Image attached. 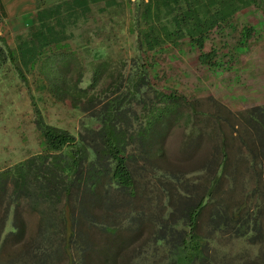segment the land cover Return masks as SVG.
I'll return each mask as SVG.
<instances>
[{"label": "rangeland", "instance_id": "rangeland-1", "mask_svg": "<svg viewBox=\"0 0 264 264\" xmlns=\"http://www.w3.org/2000/svg\"><path fill=\"white\" fill-rule=\"evenodd\" d=\"M147 1L117 0L103 18L81 20L75 25L69 47L60 46L48 53L39 52L38 63L29 70L16 66H10L11 69L5 66L8 69L4 70L7 71L0 70V170L43 152L42 137L34 123V106L47 123L68 130L77 140H80V134L88 136L86 127L98 128L99 122L90 116L98 107L92 109L88 98L95 94L102 99L104 94L99 93L102 85L91 89L88 86L93 68L101 61H109L111 67H118L120 61L126 60V69L130 71V59L141 56L148 65L150 80L156 88L165 92L177 90L194 101L197 114L193 115L192 122L186 126V122L181 120V124L174 127L181 140L183 126L189 133L194 123L196 127H205L206 131L222 130L227 137L231 136L233 130L247 129L244 120L230 115L209 97L223 104L222 98L234 106H244V109L264 104V0H250V5L239 7L204 33L203 50L213 53L214 66L198 61V48L187 35L174 42H165L154 50L141 47L138 43L148 27L142 16ZM184 10L183 3L171 14L161 6L160 19L155 22L157 26L165 24L172 27L171 18L181 15ZM246 29L249 30L246 32ZM69 51L75 55L65 80L70 87L75 85L87 91L81 98L80 106L76 107L67 98L56 99L49 90L46 76L40 72L44 60L54 59L56 55ZM12 68L15 71L10 73ZM141 97L147 99L149 104L153 94L148 92ZM133 108L138 115L144 114L142 104ZM208 115L218 121L216 129V125L204 121ZM254 140L250 134V145L257 144ZM162 146L163 155L149 157L140 152L138 143L127 147L135 157L127 161L133 178V190L117 189L113 183H106L96 194L83 189L75 190L68 198L55 203L43 198H21L11 206L15 207V218L19 217L21 221L23 216L30 217L36 226L40 217L46 216L51 222L56 216L58 222V216H62L61 232L64 235L70 232L86 240L91 236L96 239L126 237L124 250L121 248L119 251L125 257L126 264H167L171 260V250L167 244L168 229L173 228L181 236L189 228L177 226L184 221L174 223L172 218H166V203L164 206L161 203V191L156 207L151 209L149 203L151 197L155 196L150 197L147 193L152 183L156 184L157 181L165 185L168 167L174 166V156H171L168 164V150L173 148V143L170 146L166 138ZM258 159L262 161L261 157ZM261 168L259 183L258 177L249 173L250 197L230 195L231 190L224 188L223 194L217 196L219 200H216L212 211L211 207L207 210L206 220H202L205 214H201L195 232L203 238L206 248L195 264H264V161ZM248 198L250 204H240ZM82 205H87L85 209L88 212L82 211ZM157 205L161 215L158 216L163 217L161 213L165 210V217L154 221L153 215L148 216V213L157 210ZM76 214H81L78 219L74 218ZM75 222L80 227L74 226ZM63 227L69 229L64 231ZM78 227L82 230L78 231ZM177 235L173 237L176 242L181 238ZM74 241L71 246L79 248V240ZM86 247H91V243ZM77 256L75 254L74 257Z\"/></svg>", "mask_w": 264, "mask_h": 264}, {"label": "trees", "instance_id": "trees-1", "mask_svg": "<svg viewBox=\"0 0 264 264\" xmlns=\"http://www.w3.org/2000/svg\"><path fill=\"white\" fill-rule=\"evenodd\" d=\"M181 3L185 10L171 18L172 27L165 24L157 26L155 20L160 19L161 6L171 14ZM248 5L250 0H148L142 12L148 27L138 44L147 50H154L165 42H174L187 35L198 48V61L214 66L213 53L203 50L204 33L239 7ZM5 18L6 12L0 1V24ZM69 52L44 60L40 72L46 76L49 90L56 99L67 98L76 107L80 106L81 98L87 91L75 85L70 87L65 80L75 55ZM8 60L13 61V53L0 37V68ZM120 62V66L111 67L109 61H101L93 68L88 88L102 85L99 93L104 95L102 99L95 94L88 98L92 109L98 107L90 116L99 122L98 128L86 127L88 136L80 134V140H77L68 130L47 123L34 106V123L44 149L0 170V234L4 231L10 207L21 198H43L55 203L68 198L75 190L83 189L96 194L106 183H113L117 189L133 190L127 161L135 157L127 147L138 143L140 152L147 157L161 155L169 132L180 125L181 120L186 122V126L192 122L193 115L197 114L195 102L177 90L165 92L156 88L143 57L130 59V71L126 69V60ZM148 92L153 94L149 104L141 97ZM209 98L230 115L244 120L245 126L250 127V133L258 141L259 149L255 156L264 161V104L231 112L213 97ZM138 104H142L144 114L138 115L133 108ZM193 127H196L195 123ZM204 128L198 127L195 131L201 134ZM196 215L195 210L186 211L190 224L189 231H184L183 235H177L178 231L173 228L168 229L171 260L167 264H195L196 259L204 255L206 247L203 238L197 235L193 223ZM15 225L17 227V223ZM175 235L181 237L177 242L173 238Z\"/></svg>", "mask_w": 264, "mask_h": 264}, {"label": "crops", "instance_id": "crops-1", "mask_svg": "<svg viewBox=\"0 0 264 264\" xmlns=\"http://www.w3.org/2000/svg\"><path fill=\"white\" fill-rule=\"evenodd\" d=\"M0 1L6 12V18L0 24V37L13 53V63L8 60L0 69L7 71L4 70L8 69L5 66L29 70L38 63L39 52L48 53L60 46L69 47L71 32L76 30L75 25L81 20L103 18L117 0ZM12 71L15 70L12 68L10 73ZM220 99L231 112L245 110L244 106H234ZM211 118L213 117L208 115L204 121L216 125V129L218 121ZM234 127L238 128L237 125ZM173 129L167 136V142L170 146L173 143V148L168 150V164L171 162V156H174L172 159L174 166L168 167L165 185L156 181L148 190L150 197L155 195L149 201L151 209L158 204L161 191V203L163 206L166 203L168 214L166 218L170 220L172 218L174 223L178 220L184 221L177 226L189 228L190 220L186 216V211L192 209L197 211L193 221L197 228L201 214H205L202 220H206L207 210L211 207L212 211L216 200H219L217 196L223 194L224 188L231 190L230 195L250 197L249 173L252 172L258 177V183L261 181L262 173V161L255 156L259 146L255 143L250 145V127L233 130L231 136L227 137L219 129L214 132L203 130L199 134L196 132L198 127H192L188 133L184 125L182 140L176 133V128ZM241 203L250 204V198L243 199ZM85 206L87 205H82V211L88 212ZM181 210L183 212H179ZM159 214L157 205V210H151L148 216L153 215L152 220L157 221L158 218L165 217V210L161 213L163 217H159L161 216ZM174 214L177 216L173 217ZM80 215L76 214L74 218L78 219ZM16 216L15 207H11L4 232L0 235V264H126L125 257L119 253L121 248L124 250L126 237L96 239L88 236L90 239L86 240L75 234L71 235L70 232H68L70 235L62 234V216H58V222L56 216L51 222L46 216L40 217L36 221V226L30 217L23 216L20 221L19 217L15 218ZM86 216L84 219L87 220ZM184 219L189 221L185 224ZM74 226L80 227V224L75 222ZM79 227L78 231L82 230ZM63 228L64 231L69 229ZM75 239L79 240L78 244L81 245L77 249L71 246ZM89 243L91 247L88 248L86 246ZM85 251L87 252L84 253ZM75 254H78L76 258Z\"/></svg>", "mask_w": 264, "mask_h": 264}]
</instances>
